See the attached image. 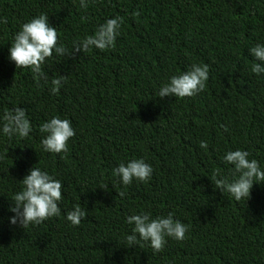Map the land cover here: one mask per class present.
Wrapping results in <instances>:
<instances>
[{"label": "trees", "instance_id": "16d2710c", "mask_svg": "<svg viewBox=\"0 0 264 264\" xmlns=\"http://www.w3.org/2000/svg\"><path fill=\"white\" fill-rule=\"evenodd\" d=\"M87 5L0 0V116L22 107L32 126L27 138H9L0 127V264H264V184L237 202L211 181L217 171L234 178L229 151L249 152L264 169V74L251 71L249 52L264 45V0ZM42 13L69 51L108 19L124 23L114 49L54 53L43 66L48 82L38 83L31 69H17L9 49ZM193 64L209 66L205 90L160 98V88ZM60 75L68 79L54 95L51 80ZM53 117L70 120L76 132L66 157L41 144L39 129ZM134 159L151 165L152 177L124 186L113 169ZM35 166L62 183L61 215L23 229L11 224L9 209ZM75 205L87 212L79 226L66 219ZM142 213H173L190 226L187 239L169 238L162 252L146 242L129 246L127 217Z\"/></svg>", "mask_w": 264, "mask_h": 264}, {"label": "clouds", "instance_id": "9594fccd", "mask_svg": "<svg viewBox=\"0 0 264 264\" xmlns=\"http://www.w3.org/2000/svg\"><path fill=\"white\" fill-rule=\"evenodd\" d=\"M81 8H87V0H80ZM139 16L140 12L134 13ZM6 22V21H5ZM124 21L122 17L108 19L101 24L94 35H88L83 39L73 41L72 51H69L60 43L59 33L56 27L49 23L47 14L42 13L22 25L21 30L14 37L11 44L10 60L15 63L17 69L29 68L35 75L37 82L43 79L46 83L47 75L43 71L46 61L57 56L71 57L78 53H88L92 49L106 51L114 49L117 38ZM256 62L252 64L251 71L256 75L264 74V45L257 44L249 50ZM209 66L207 64H193L189 71L181 75L172 76L159 90V97H195L206 88L209 80ZM67 75L51 80V93L58 94L60 88L67 82ZM0 127L5 136L12 138H27L32 131L31 122L27 116V110L16 107L11 111H5L0 116ZM40 132L44 135L41 144L45 152L54 154L68 153V142L76 135L72 123L68 119L53 117L42 124ZM225 131L227 129L225 128ZM200 147L207 150L206 141L200 142ZM250 153L245 150L229 151L224 156V161L233 166L231 169L233 179L220 176L219 172L213 173L212 183L215 189L221 193L227 192L237 202L242 199L249 200L255 184H264V169L255 159H249ZM2 158V157H0ZM63 158V157H62ZM113 174L120 178L124 186H129L133 181L147 183L150 181L153 168L143 159H134L127 164L121 163L113 169ZM219 177V178H217ZM23 190L16 193L12 199L14 206L9 211L15 213L10 218L12 225L27 229L30 225H41L45 221L59 217L62 200V183L42 171L38 167L30 170L23 181ZM119 197L124 193L119 192ZM87 212L80 206L75 205L73 210L66 214V219L73 225L79 226ZM127 222L134 225L132 234L127 236L129 246L143 247L141 242H146L154 252H162L168 239L183 241L187 239L190 226L174 219L173 213L167 216L153 218L150 213H142L127 217Z\"/></svg>", "mask_w": 264, "mask_h": 264}]
</instances>
